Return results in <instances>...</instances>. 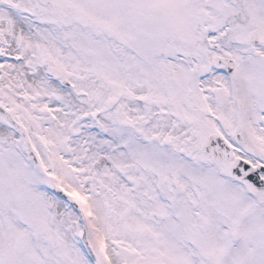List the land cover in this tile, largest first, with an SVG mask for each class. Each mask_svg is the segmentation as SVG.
I'll return each mask as SVG.
<instances>
[{
    "label": "snow or ice",
    "instance_id": "6c2138e0",
    "mask_svg": "<svg viewBox=\"0 0 264 264\" xmlns=\"http://www.w3.org/2000/svg\"><path fill=\"white\" fill-rule=\"evenodd\" d=\"M0 264H264V0H0Z\"/></svg>",
    "mask_w": 264,
    "mask_h": 264
}]
</instances>
